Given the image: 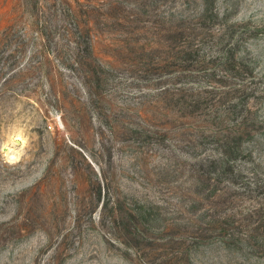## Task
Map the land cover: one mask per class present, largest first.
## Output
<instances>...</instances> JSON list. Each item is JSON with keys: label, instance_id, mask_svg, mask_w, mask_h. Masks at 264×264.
I'll return each mask as SVG.
<instances>
[{"label": "rangeland", "instance_id": "1", "mask_svg": "<svg viewBox=\"0 0 264 264\" xmlns=\"http://www.w3.org/2000/svg\"><path fill=\"white\" fill-rule=\"evenodd\" d=\"M234 131L264 172V0H0V264H264Z\"/></svg>", "mask_w": 264, "mask_h": 264}, {"label": "trees", "instance_id": "2", "mask_svg": "<svg viewBox=\"0 0 264 264\" xmlns=\"http://www.w3.org/2000/svg\"><path fill=\"white\" fill-rule=\"evenodd\" d=\"M212 17H214L212 15ZM215 18H217V16H215ZM223 39L220 41H216L215 43H213L214 48L217 49V51L214 52V54L216 52H218L219 49L223 48ZM226 51V50H225ZM182 54L181 56V62H182V68H181V73L182 74H187L186 72H190L189 74V79H194L196 81V78H199L200 80H202L203 78L206 79L205 83V88H210V90H216L212 85L209 84V80L211 79L212 76H214L215 74H211L210 70L211 67H209L208 65H210L211 63L213 64H218L220 63V65L222 67H224V69H228V67L230 66V64L232 65L231 62H233L234 60V54L230 52V50L226 51L225 54H220V52H218V56L217 58H213V56H201L199 49H196L194 45H190V46H186L184 48L181 49V51L179 52ZM213 53V52H212ZM213 55V54H212ZM207 59L209 61H207ZM218 61V63L216 62ZM235 61V60H234ZM198 65V67H200L201 69L199 70V72H197L199 75H196L195 78H193V73L195 72L194 70H190L188 69V67H192L194 65ZM227 67V68H226ZM233 67V66H232ZM187 70V71H186ZM202 74V75H200ZM203 81V80H202ZM194 83V82H193ZM211 92V91H210ZM203 94V92H201ZM244 103L240 102L239 104L237 103V105L235 106L237 108L240 107H244L243 106ZM231 108V107H230ZM228 113H227V112ZM230 109L229 106L224 110L225 113H227V115L230 114ZM211 134H216L214 132H210ZM206 137H204V140ZM241 135L239 131H234L232 132V135L230 134V136L226 137V140L223 141V146L225 147V150H222V153H220L218 156H216V158H212V160L208 161V172L209 173H214L216 175V181L220 182L222 180H231V183L233 184H237L240 181L246 180L245 182V186H243V191L245 193H247L248 195H252V194H258L261 193V191L264 190V172H261V165L258 164V162H251L252 164L247 166L244 162V164L246 166H243L240 162L242 160L243 157V152L242 149L240 148V143H241ZM222 142V140H220ZM218 141V142H220ZM201 145L204 144V141L200 142ZM222 144V143H221ZM222 147V145L220 146ZM218 162L221 164L220 165V170L217 171V169L219 168ZM263 173V174H262ZM264 208H261L258 204V206H252L250 208V212L251 215H249L250 219L248 221V223L252 224L253 220H251V216L255 217V219H258L259 221H263L264 222V212H263ZM247 230L251 231V225H247ZM256 230V227H255ZM249 233V232H248ZM247 233V234H248Z\"/></svg>", "mask_w": 264, "mask_h": 264}]
</instances>
